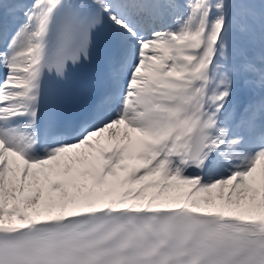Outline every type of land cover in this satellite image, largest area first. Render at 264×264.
<instances>
[{"label":"snow or ice","instance_id":"snow-or-ice-1","mask_svg":"<svg viewBox=\"0 0 264 264\" xmlns=\"http://www.w3.org/2000/svg\"><path fill=\"white\" fill-rule=\"evenodd\" d=\"M0 264H264V0H0Z\"/></svg>","mask_w":264,"mask_h":264}]
</instances>
